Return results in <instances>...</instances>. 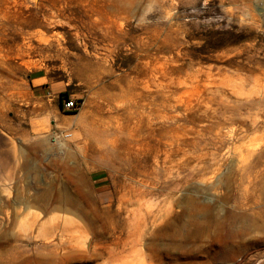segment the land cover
<instances>
[{
	"label": "rangeland",
	"instance_id": "1",
	"mask_svg": "<svg viewBox=\"0 0 264 264\" xmlns=\"http://www.w3.org/2000/svg\"><path fill=\"white\" fill-rule=\"evenodd\" d=\"M35 77L50 87L48 98L33 96ZM63 99L76 109L64 110ZM129 113L138 128L129 154L93 153L104 149L103 129ZM172 116L185 117L188 132L169 164L150 129ZM232 129L229 147L241 159L259 154L255 193L226 190L224 168L158 191L198 155L221 158L219 141ZM176 165L187 167L178 174ZM50 190L65 201L52 215L41 202ZM184 196L192 201L179 215ZM159 208L182 216L144 223ZM36 214L39 223L79 224L89 251L30 228ZM5 236L25 258L55 264H264V0H0Z\"/></svg>",
	"mask_w": 264,
	"mask_h": 264
},
{
	"label": "bare ground",
	"instance_id": "2",
	"mask_svg": "<svg viewBox=\"0 0 264 264\" xmlns=\"http://www.w3.org/2000/svg\"><path fill=\"white\" fill-rule=\"evenodd\" d=\"M132 118H133L132 113H129L128 116L125 118L126 122L124 124L119 123L118 121L119 119L116 118V120L114 121L115 122L114 124L110 123L111 125L108 128V130L103 129V131L106 133V136H107V138L101 142L103 144L104 149H102L101 147L92 148L91 151L95 154H100V155H103L104 153L109 154V155L111 153H114L115 156L117 157L122 155V153L125 151V154L128 155L129 151L131 150L133 146L132 142H135L136 138L138 137L137 126L135 125L131 126L130 124ZM186 122L187 120L185 117H178V116L165 117L164 122L159 127L150 129V133L154 134L155 136H158L157 141L162 142L163 140L164 141L163 143L168 147V150L166 149L164 151L163 163L169 162L170 164L171 154L175 151L181 150L182 148L180 146L185 145L187 143L186 139H187L188 131L185 125ZM236 137H237L236 130L232 129L226 136H222V138L219 141L220 143L219 149L224 150V154L221 158L215 159L213 155L209 160H207L206 159L207 154H200V156L198 155V157L195 159L196 163L193 166H191V168L188 169L187 174L181 177H178L175 180L163 181L158 186V191L162 192L166 190L169 186L176 184V183L179 185H184L188 182H194L198 180V178L202 177L207 172L216 174L221 170V168H224V170L222 171V174L220 175V179L224 185V188L228 190L232 185L235 189L242 190L243 196H247V197L251 196L249 195L250 194L249 186H252L253 188L252 190L255 193L256 187H257L258 169L260 168L261 161L259 160V154L257 155L252 154L251 159L248 161L247 159H241L240 157H241L242 150L239 148L233 147V146L232 148L229 147L230 144L232 145L235 142ZM179 139L180 141H178ZM62 144L63 143H61V145ZM159 151L160 150L158 148L154 149V159H156L157 153ZM144 160L145 162L148 161L147 158H145ZM185 167L187 166L186 165H182V166L176 165L175 171L179 174V171L181 169L186 170ZM173 169H174V166L170 165L164 171L170 173V171ZM252 177L254 178L256 182L252 179ZM225 198H227V196H224V199ZM191 201L192 200L190 198H188L187 196H184L180 199V201L175 203L177 207L179 208L181 207L180 212H178L179 215L182 213L185 214L187 212V205L190 204ZM41 202H42V206L45 212L48 214L50 213L51 215L52 213L54 214V212L60 211L65 205V201L63 199L62 194H54L52 190H50L49 192L46 191V193L42 197ZM182 204H186V206H181ZM171 208L173 207L171 206ZM162 211H163V215L161 214ZM16 213H19V212H16ZM170 215L172 216H171V219L167 221V224H170L172 222V218L177 219L182 216V215L180 217L177 216L175 213L171 212L170 209L162 210V208H159L156 214H152V213L147 214V217H145L144 219V223H145V220H147L151 216L153 217L154 221L159 220L158 225H160L164 222V218ZM15 216L18 217V215L16 214ZM39 216L40 215H37V214L34 215V218L30 222V228L32 227L34 228L35 226H37L38 232H45L49 236V238H52L56 233H59L60 236L65 238L68 248L70 249L78 248L79 249L80 247L85 251L87 250L89 251L90 243L88 239L84 236L86 233H84V235L82 234L85 231L82 229V227L79 224L70 225L71 223L73 224L74 222L67 221L66 219L62 220L61 224H59L58 222H55L56 218H53V217L50 218L48 222L39 223L38 222ZM251 226H253V228L259 227L256 219L255 221H253V225ZM120 240L118 241L121 242ZM131 241H134V238ZM131 244H133V242ZM3 245H6L7 248H5L4 250H0V264H24V263L25 264H55L56 262V260L55 262H53V260L51 261V259H48L41 254L32 253L30 256L25 258L24 249L20 245L14 244L12 239L8 236H5L4 238L3 237L0 238V247ZM114 249L116 250L117 248H112L111 250H109V252H112ZM121 253L123 254V252ZM116 260L118 259L116 258ZM148 264H152V260L151 261L149 260Z\"/></svg>",
	"mask_w": 264,
	"mask_h": 264
},
{
	"label": "crops",
	"instance_id": "3",
	"mask_svg": "<svg viewBox=\"0 0 264 264\" xmlns=\"http://www.w3.org/2000/svg\"><path fill=\"white\" fill-rule=\"evenodd\" d=\"M38 80H40V77H35L31 80L32 81L31 87L33 90V92H32L33 96L37 99L48 98V96H49L48 89L50 87L47 86L46 84L37 82Z\"/></svg>",
	"mask_w": 264,
	"mask_h": 264
},
{
	"label": "built area",
	"instance_id": "4",
	"mask_svg": "<svg viewBox=\"0 0 264 264\" xmlns=\"http://www.w3.org/2000/svg\"><path fill=\"white\" fill-rule=\"evenodd\" d=\"M62 107L66 111H71V110L76 109L77 103H75L73 100H70V99H63Z\"/></svg>",
	"mask_w": 264,
	"mask_h": 264
}]
</instances>
